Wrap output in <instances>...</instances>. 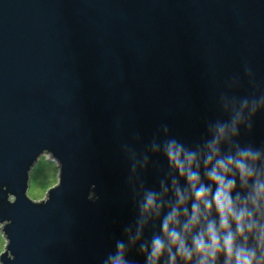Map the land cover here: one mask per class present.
Masks as SVG:
<instances>
[{
    "label": "water",
    "instance_id": "obj_1",
    "mask_svg": "<svg viewBox=\"0 0 264 264\" xmlns=\"http://www.w3.org/2000/svg\"><path fill=\"white\" fill-rule=\"evenodd\" d=\"M215 139L264 172V0H0V264H112L118 244L147 264L169 209L146 195L185 184L168 145ZM45 154L59 182L34 200Z\"/></svg>",
    "mask_w": 264,
    "mask_h": 264
},
{
    "label": "clouds",
    "instance_id": "obj_2",
    "mask_svg": "<svg viewBox=\"0 0 264 264\" xmlns=\"http://www.w3.org/2000/svg\"><path fill=\"white\" fill-rule=\"evenodd\" d=\"M219 132L222 137L224 128ZM219 144L215 139L208 145L210 154L202 158L175 142L168 145L170 167L185 184L172 180L174 201L167 205L158 203L154 192L146 195L145 213L160 216L165 207L169 209L161 223V235L152 238L150 248L141 245L147 264H159L165 253L166 264H177V259L182 264H217L221 256L223 264H264V172L258 167L260 153L237 150L224 156ZM237 178L244 196H233ZM161 188L167 195L169 189L163 184ZM117 248L112 264H126L124 246L118 244Z\"/></svg>",
    "mask_w": 264,
    "mask_h": 264
},
{
    "label": "rangeland",
    "instance_id": "obj_3",
    "mask_svg": "<svg viewBox=\"0 0 264 264\" xmlns=\"http://www.w3.org/2000/svg\"><path fill=\"white\" fill-rule=\"evenodd\" d=\"M59 165L49 154L39 158L30 172L28 195L34 200H42L48 191L59 182ZM6 240L0 231V256L5 250Z\"/></svg>",
    "mask_w": 264,
    "mask_h": 264
}]
</instances>
